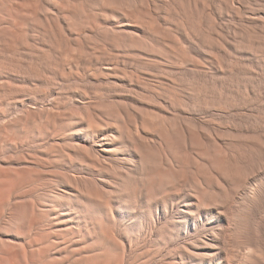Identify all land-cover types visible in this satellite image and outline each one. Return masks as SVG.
Returning a JSON list of instances; mask_svg holds the SVG:
<instances>
[{"label":"rangeland","instance_id":"obj_1","mask_svg":"<svg viewBox=\"0 0 264 264\" xmlns=\"http://www.w3.org/2000/svg\"><path fill=\"white\" fill-rule=\"evenodd\" d=\"M0 264H264V0H0Z\"/></svg>","mask_w":264,"mask_h":264},{"label":"bare ground","instance_id":"obj_2","mask_svg":"<svg viewBox=\"0 0 264 264\" xmlns=\"http://www.w3.org/2000/svg\"><path fill=\"white\" fill-rule=\"evenodd\" d=\"M64 207H65V206H64ZM67 207H68V206H67ZM61 209H62V208H61ZM61 209H60V210H61ZM65 209H66V208H65ZM65 209H64V210H65ZM62 214H63V213H62Z\"/></svg>","mask_w":264,"mask_h":264}]
</instances>
